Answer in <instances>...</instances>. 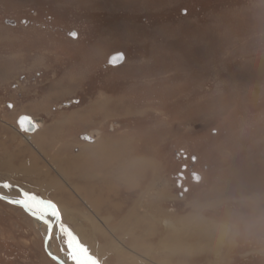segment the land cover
Here are the masks:
<instances>
[{"label": "rangeland", "instance_id": "rangeland-1", "mask_svg": "<svg viewBox=\"0 0 264 264\" xmlns=\"http://www.w3.org/2000/svg\"><path fill=\"white\" fill-rule=\"evenodd\" d=\"M33 10L41 18L51 16L56 28L70 30L67 40L58 33L50 46L37 25L22 23V18L38 19ZM73 30L79 31L77 37ZM65 46L67 65L52 69L51 63L65 56ZM119 49L127 51V58L113 67L108 57ZM39 70L49 71L44 75L51 77L50 84L22 103L14 83L21 74L29 78ZM0 76V82L7 81L0 85V110L8 108L7 101L14 102L21 110L42 115L41 122L52 126L51 131L67 123L71 112L83 116L84 122L71 127L74 132L93 131L100 138L119 140L121 164L126 150L129 159L145 158L144 169L133 166L125 172L136 176L137 184L144 175L152 188L145 197L152 199L148 203L153 210L209 230L219 226L224 233L217 238L215 232L187 225L193 229L190 237L187 233L177 240L178 250L171 241L161 244V260L264 264V0H0ZM141 86L146 95L138 98L136 88ZM114 93H119V102ZM125 115V129H112L111 121ZM80 135L74 140L83 141ZM182 150L199 156L200 170L210 165L207 180L184 197L170 183V173L181 170L185 161L177 154ZM30 179L0 185V191L29 199L42 215L55 219L51 245L67 264H76L74 252L77 264H104L96 250L110 240L95 237L86 227L85 237L78 222L63 217L59 197L39 195L48 192L47 182L39 191L32 189ZM160 188L162 197L156 199ZM124 191L117 197L120 203L106 200L112 207L124 205L112 221L140 194L138 189L129 195ZM62 197L70 204L67 194ZM79 199V207L90 204ZM47 201L55 202L59 217L50 214ZM47 224L0 198V264H58L45 250ZM203 233L208 237H200ZM120 240L127 248L129 242ZM196 242L198 249L189 252V243Z\"/></svg>", "mask_w": 264, "mask_h": 264}, {"label": "crops", "instance_id": "crops-1", "mask_svg": "<svg viewBox=\"0 0 264 264\" xmlns=\"http://www.w3.org/2000/svg\"><path fill=\"white\" fill-rule=\"evenodd\" d=\"M0 77L3 78L2 76ZM1 83L6 84L7 81L0 82V85H2ZM0 111H1L0 112V185L4 186L5 184H7L10 186V184L14 185L19 182H24V180L27 181L26 179L29 176V178L31 179L28 181H30L31 183L30 186L32 187V189L37 188L39 191H41L42 189L46 188V185H44L43 182H47L48 192L47 193L44 192L39 195H47L53 198L59 197L63 199L62 195L67 194V198H70L69 201L70 204H67V206L71 207L75 205L77 207V209L73 207L70 208V210H73L74 213L72 214L74 215L72 216V218L74 217L73 219H76L78 222L81 221L83 225L85 224V222L82 221V217L79 216V213L84 214L83 210L85 206L79 207L78 205L80 204V199L77 200L76 197H78L79 195L81 197H84L86 200H88L86 197H91L88 196V194L92 195V197L95 198L100 196L99 201L102 205L101 211L102 212L106 211L105 214L107 216V221L109 222L110 231L112 232L111 234L109 233L111 238L107 237L106 234H105L106 236L103 234L105 240L107 239L110 240L116 237L117 235L121 236L123 234L124 227L122 225V221L126 220V216L124 215V213L120 219L119 217L117 218L118 221L116 220L112 221V218L118 215V212H120L119 211L120 208H122L124 205L122 204L116 206V204L111 203L113 205L112 207L109 204L110 202L108 203V205L105 204L106 200L108 201V199H113V201L115 199L116 202L120 203L118 201V198L121 193L120 191L121 190L123 191V189L125 190L124 192H128V195L131 194L134 190L138 189V191L140 192L138 196H142V199L139 200L140 203H138L136 208H134V211L137 214L136 218L134 219V223H135L134 238L140 239L143 244H144V239L149 235L151 239H153V236L160 239V231L156 225H160L161 233L166 227L172 230L175 229L177 226H183L180 230H178L181 235L175 238V240L172 242L174 247H177V240H179V238L182 237V235L187 233H189L188 235H190V233L193 232L192 231L193 229H191L190 231L188 227L190 228L192 227L195 230L199 231L198 229L199 226L198 225L195 226V224L193 223L191 224L190 221L183 223L182 220H179V218L176 217L171 218V216L166 218L162 214H156L155 210H153V208L149 205V203H147L148 197H145L151 192L152 188L146 182L147 180L145 177H143L144 175L142 176L140 175L141 181L138 183L137 187L135 188L132 187V185L127 186L126 184L119 183V182H123L124 180L126 181L129 179L134 180V177L132 178L128 174H125L123 170H120L119 147L121 146V143L117 144L114 139H108L106 140V142H104L105 141L103 140L104 137L101 136L102 139L101 140L97 132H93V131H88V132L90 133L92 132V134H95L97 139L95 138V140L91 142H87L86 140L83 141L74 140L76 139V136H79L81 134V132H86L83 130L82 131L76 130V132H74V129L71 128L76 126L77 122H84L83 116H80L77 113L70 111L71 113L67 115V123H65L62 126L60 124H57L56 126H54L53 131H51L53 127L49 125L46 126V123L43 121L41 122L39 128H37L33 133H29L31 142H27V140H25L24 138V132H22L19 129V126L17 124V120L19 116L22 114H29L37 118L38 120L42 119L40 117L43 116L35 112L33 113L31 111H24L21 109H9L5 107ZM105 117H109V115H106ZM100 125H101L100 127H102L104 124L101 123ZM66 131H67V138L63 139L62 135L65 136ZM78 133L80 134L78 135ZM107 150L110 153L111 151L116 152L115 159L113 157L104 158V153ZM125 154L127 156L125 161H128L130 157L128 155L130 154H127V150ZM140 158L141 157L133 158L131 156L130 159L132 160V164H131L132 167L133 166L140 167L139 165L140 161L139 162L135 161V159L140 160ZM144 162H145V158L143 164ZM88 165H90L91 167ZM92 165H94L95 167L94 166L92 167ZM58 166H59V170H58ZM144 166L145 165H143V169ZM60 170L63 171L61 172ZM62 177H64V179H62ZM19 178H23V181L19 180ZM64 180L65 181L67 180V184H69V182L71 181L70 183L73 184V186L78 189L77 190L78 192L69 190L68 186L67 188H65L66 182ZM85 182L87 183L88 186L86 185ZM92 184L93 186H91ZM91 187H93L94 189ZM83 190L85 193L83 192ZM159 190H161V188ZM155 196L159 197L160 192L158 191ZM90 199L92 200L93 198ZM135 199L132 201V204H129V206L130 205L132 206L136 202L137 199L136 200ZM57 203L59 204L60 202L57 201ZM154 204L155 202H152V205ZM105 206L106 209L104 208ZM151 208L154 212H151ZM107 211L112 213V217L108 216L110 214L107 213ZM155 214L159 217V219L155 221L156 225L155 224L149 225L146 221V215L152 217L151 219L153 218L155 219ZM102 217H104V219L106 220V217L104 215H102ZM183 224H185V226ZM187 225L190 226L186 227ZM88 226L89 225H86V227L89 229V227L91 226L89 227ZM201 227L204 228L203 226ZM204 230L208 231L209 229L207 227V229ZM94 233L96 237L100 235V233L96 234V231H94ZM162 238L164 243L166 241H171L170 234H167ZM160 240H155L156 242L153 241L155 244L157 243L156 244L157 246H155L153 250H155L156 253L159 255H165L162 248L160 247L162 244ZM192 244L193 243H189V246L187 248L189 252H192L189 250ZM195 245L198 247L197 242L195 243ZM176 249L178 250V247ZM186 258H191V254L188 255ZM170 260L173 259L170 258ZM166 262L168 264H174L169 262V258L166 259Z\"/></svg>", "mask_w": 264, "mask_h": 264}, {"label": "bare ground", "instance_id": "bare-ground-1", "mask_svg": "<svg viewBox=\"0 0 264 264\" xmlns=\"http://www.w3.org/2000/svg\"><path fill=\"white\" fill-rule=\"evenodd\" d=\"M21 114V113H20ZM29 133H33V132H29ZM28 132H26V134L24 133V138H25V140H27V142H31V139H30V134H29ZM101 139V138H100ZM93 140H94V138H93ZM93 140H91V141H93ZM102 140V139H101ZM104 142H106V140H108V139H105L104 138ZM86 141H90V140H86ZM116 141V143L118 144V143H120L119 142V140H115ZM95 142H97V141H95ZM28 144V143H27ZM29 145V144H28ZM122 145V144H121ZM31 146V145H30ZM106 149V148H105ZM120 150V149H119ZM105 152V151H104ZM63 153V152H62ZM115 156H116V152L115 151H111V153L107 150L105 153H104V158H114L115 159ZM52 160V159H51ZM113 160V159H112ZM137 162H139V165H140V168H142L143 169V161H144V157H141L140 158V160L139 159H137L136 160ZM90 163V162H89ZM104 164V163H103ZM123 164V167L121 168L120 167V169H122L123 170V172L125 173V174H128L129 176H131L130 175V172H125V171H129L130 170V168L132 167V161H131V159H128V161H125L124 160V162L122 163ZM121 163H120V165H122ZM135 164V163H134ZM136 165V164H135ZM76 166V165H75ZM87 166V165H86ZM88 166H90V165H88ZM94 165H92V167H93ZM105 166H107V165H105ZM91 167V166H90ZM95 167V166H94ZM100 168V167H99ZM104 168V167H103ZM58 170H59V166H58ZM93 170H94V168H93ZM141 170V169H140ZM47 171V170H46ZM61 171V170H60ZM59 171V172H60ZM63 171V170H62ZM61 171V172H62ZM60 172V173H61ZM96 172V171H95ZM89 174V173H88ZM61 176V175H60ZM97 176V175H96ZM83 177V176H82ZM86 177V176H85ZM93 177V176H92ZM121 177H124V176H121ZM132 178L134 177V180L133 179H129V180H124V178H123V182H119V183H123V184H126L127 186L129 185H132V187H137V181H136V176H131ZM63 178V177H62ZM99 178V177H98ZM126 178H127V176H126ZM125 178V179H126ZM108 181V180H107ZM106 181V182H107ZM122 181V180H121ZM71 182V181H70ZM69 182V184H67V182H66V187L65 188H67V186H68V189L69 190H71V191H75V192H78L77 190V188H75L74 186H73V184H71ZM73 182V181H72ZM101 182V181H100ZM105 182V183H106ZM59 183V182H58ZM74 183V182H73ZM86 183V182H85ZM89 183V182H88ZM90 183H93V182H90ZM55 184V183H54ZM76 185V184H75ZM86 185H87V183H86ZM103 185V184H102ZM105 185V184H104ZM115 185V184H114ZM65 186V185H64ZM77 186V185H76ZM88 186V185H87ZM91 186H93V184L91 185ZM110 186V185H109ZM78 187V186H77ZM80 187V186H79ZM111 187H112V185H111ZM114 187V186H113ZM91 188H93V187H91ZM109 188V187H108ZM107 188V189H108ZM94 189V188H93ZM104 189V188H103ZM110 189V188H109ZM82 190V189H81ZM85 190V189H84ZM84 190H83V192H84ZM163 190V189H162ZM1 193H3L2 192V190L0 191ZM67 192V191H66ZM94 192V191H93ZM159 192H160V194L162 195V193H163V191H161V190H159ZM85 193V192H84ZM142 193H143V191H142ZM3 194H5V195H7V196H10V195H8V194H6V193H3ZM71 194H73V193H71ZM93 194V193H92ZM96 194V193H95ZM142 195V194H141ZM88 196H91V197H86L87 199H88V202L90 201V204L89 203H87L86 202V199L84 198V197H81V196H79L78 195V197H76V199L78 200L79 199V197L82 199V200H84L87 204L85 205V208H84V214H82V216L83 217H85V219H86V222L89 224V226H91V227H89L91 230H94V231H96V234L99 232L101 235H107V237H110L111 238V236L109 235V233L111 234L112 232L110 231V226H109V222L107 221V216H106V214H104V216L106 217V220L104 219V217H102V215L100 216V214H102V213H104V212H102L101 210H102V205H101V203H100V201H99V198H100V196H98V197H92V195H90V194H88ZM152 197V196H151ZM161 197L162 196H156V199H161ZM13 198H15V199H19V197L18 198H16V197H13ZM74 198V197H73ZM90 198H93L92 200L90 199ZM54 199H56V197H54ZM137 199V201L131 206H129V208L126 210V211H124L125 213H124V215L126 216V220L125 221H122V225H123V227H124V231H123V234L121 235V237L119 238L118 236H116V237H114V238H112V239H110V241H108L105 245H102L101 243H100V245H101V247L99 248V249H97L96 251H98L99 253H101V258L103 259V261H104V264H114L115 262H117L116 264H168L167 262H166V260H161L160 259V257H159V254H157L156 253V251L155 250H153L154 248H155V246H157L152 240H151V237H150V235L149 236H147L145 239H144V244L142 243V241L140 240V239H138V238H134V226H135V223H134V219L136 218V212L134 211V208H136V206H137V204L138 203H140V201L139 200H141L142 199V196H138V198H136ZM150 199V198H149ZM150 200H152V199H150ZM149 200V201H150ZM57 201L58 202H60L59 204L61 205V207L63 208V211H64V215H63V217L64 218H68V219H70L73 223H77L78 221L76 220V219H73L72 218V216H74V215H72V214H74L73 213V210H70V206H67V205H65L64 204V202H63V199L62 198H59V199H57ZM76 201V200H75ZM148 201V199H147V203L149 202ZM66 202V201H65ZM33 207L30 209V211L32 212V213H34V214H36V215H39V217L40 216H42V213H41V211L40 210H37L38 208H36L33 204H32V202H29ZM115 203V202H114ZM152 205V204H151ZM89 206V207H88ZM50 209V208H49ZM41 210H43V209H41ZM125 210V209H124ZM75 211V210H74ZM155 212H156V214H161V212H157L156 210H155ZM70 214V215H68V214ZM76 213V212H75ZM51 214V213H50ZM155 214V219L153 218V219H151L152 217H150L149 215H146V221H147V223L149 224V225H156V220H158L159 219V217L157 216ZM49 215V214H48ZM162 215H164L166 218L167 217H170V216H167V215H165V214H162ZM43 218H39V219H37V218H35L36 219V221H37V223H42V222H44V223H46L47 224V220H49L48 218H46V217H44V216H42ZM49 217V216H48ZM62 217V218H63ZM67 220V219H66ZM69 220V221H70ZM70 221V222H71ZM79 224V231L80 230H84V232H82V234H84L85 235V237H87V235L89 234L88 233V230L87 229H84V227H86L85 225H83L80 221L78 222ZM184 226H185V224H183ZM157 226V228L159 229V231H160V239L159 238H157V237H154L153 236V238H155L156 240H160L161 242H162V244H165L164 243V241H163V238L162 237H164V236H166L167 234H170V239H171V242H173L174 240H175V238H177V237H179L181 234H180V232L178 231V230H180L183 226H177L175 229H169V228H164V230H163V232L161 233V228H160V225H156ZM49 227V223L47 224V228H46V230H45V235L48 233V228ZM87 228V227H86ZM218 228H220L219 226H214V228H212L211 227V229L209 230V232H211V233H213V232H215L214 234L215 235H217V236H215V237H217V238H222L223 237V232L221 231V230H217ZM222 228V227H221ZM198 229H201V226H199L198 227ZM203 229H207V227H204ZM78 231V230H77ZM178 231V232H177ZM56 232V228H55V225H54V227H53V230H52V232H51V235H50V238H49V241H48V248H49V250L51 251V252H53L54 253V249H53V244L51 245V241H52V237H53V234ZM133 232V233H132ZM88 233V234H87ZM105 235V236H106ZM98 236V235H97ZM201 236H206V237H208V234H201L200 235V237ZM96 237V236H95ZM187 237H190V235H187ZM192 237L194 238V236L192 235ZM192 237H191V239H192ZM120 239H126L128 242H129V245L127 246V248L125 247L126 245H127V243H126V245L124 246V245H122L120 242H117V241H121ZM84 240V239H83ZM109 240V239H108ZM127 241H125V242H127ZM194 241H196V240H194ZM123 242V241H122ZM178 242V241H177ZM89 242H88V240H87V244H88ZM90 244V243H89ZM88 244V245H89ZM98 244H99V242H98ZM205 245H210V243H208V244H205ZM130 246V247H129ZM215 248H216V246H215V244L213 245ZM95 247V246H94ZM129 247V248H128ZM103 248V249H102ZM104 248H105V250L106 251H109L107 254L108 255H110L111 257H112V259L111 260H107V259H105V256H106V254H105V256H104V254H103V252L105 251L104 250ZM95 249V248H94ZM198 249V247L195 245V244H192L191 246H190V251H195V250H197ZM92 250V249H91ZM93 251H95V250H92V252ZM164 252V251H163ZM98 255V254H97ZM114 256H116V258H114ZM63 257V259L64 260H66L65 258L66 257H64V256H62ZM208 258H210L209 256H208ZM114 261V262H113Z\"/></svg>", "mask_w": 264, "mask_h": 264}, {"label": "flooded vegetation", "instance_id": "flooded-vegetation-1", "mask_svg": "<svg viewBox=\"0 0 264 264\" xmlns=\"http://www.w3.org/2000/svg\"><path fill=\"white\" fill-rule=\"evenodd\" d=\"M32 16L33 17H38V19H28V18H22L21 22L26 24V25H37L38 30L40 31L39 34L43 35V36H47L46 38V43H48V45L50 44L51 46V42H55L56 41V37L58 36V33H61L62 36H64L66 39H63L64 41L67 40V32L69 33L70 30H67L66 28L61 27L60 29L56 28L55 25H53V18L51 16L45 17V18H41L38 11L37 10H33L32 11ZM40 18V19H39ZM48 21L49 24H47L46 22ZM42 22H44L43 24H41ZM50 29H49V27ZM41 27V29H40ZM46 32V34L44 33ZM75 32V37H77L79 35V31L73 30L71 32L74 33ZM50 39H49V38ZM66 43V42H65ZM49 46V47H50ZM63 52H65V56H63V58L57 62H52L51 66L52 69L56 70L57 67H62V66H66L67 65V46L64 47ZM124 52L125 54V60H126V56H127V51L126 50H115L112 53L115 52ZM111 53V54H112ZM109 58V57H108ZM122 64V63H120ZM118 64V65H120ZM118 65H112L113 67H117ZM42 71L39 70L35 76H31V77H27L24 74H21L20 79L14 83L15 88H16V92L15 94H18V96H21V102L22 103H26L25 101H28V96H30L32 94H38L42 91L43 87L47 86L50 84V78L51 77H47L45 75H47V72L49 73V71ZM45 74V75H44ZM44 75V76H43ZM54 76H56L54 74ZM20 89V90H19ZM138 94L136 95L138 98L146 95V89L145 87L141 88L137 87L136 88ZM116 95H118L117 97H115ZM114 100H117L119 102V93H114ZM71 103V102H70ZM6 106H8L9 109H21V107H19L18 105L15 107V103L14 102H10L7 101ZM128 116H119V118H117V120H112L111 122L113 123L112 125V129H117V132H119L118 130H124L125 128H123L122 124L126 121L125 118H127ZM178 156L183 158L185 161L182 164V169L176 171L175 173H170V176L172 178V181L170 182L175 189V192L177 195L179 196H187L189 193H192L195 191V189L197 188L196 185L198 183L204 182L207 180V174L206 172L209 171L210 169V165L206 164L203 170L199 169V156H196L192 153L189 152H185L184 150L182 151H178L177 152ZM199 178V181H195V177ZM197 174H199V176H197ZM204 177H206V179H204Z\"/></svg>", "mask_w": 264, "mask_h": 264}, {"label": "water", "instance_id": "water-1", "mask_svg": "<svg viewBox=\"0 0 264 264\" xmlns=\"http://www.w3.org/2000/svg\"><path fill=\"white\" fill-rule=\"evenodd\" d=\"M72 36L75 37V32L72 33ZM124 61H125V54H124V52H121V51L112 53L109 56V58H108V64H110V65H118L120 63H123ZM40 122H41V119L38 120L37 118H35V117H33L32 115H29V114H22V115L19 116V118L17 120V124L19 126V129L22 132H28V133L29 132H34L37 128H39V126L41 124ZM80 138L84 139V140H90L91 141V140H93V135L90 132H85V133H82L80 135ZM193 175H194L196 180H199V178L196 177L195 174H193ZM197 176H199V174H197ZM0 197H6V199H4V198H1V199H4V200L9 201V202L18 200V199H15V198L11 197V196H7V195H5V194H3L1 192H0ZM19 199L28 200V202L30 201L29 199L21 198V197H19ZM34 201L41 202V203L45 202V201H43L41 199H36ZM14 204H16V203H14ZM17 205L22 206L24 208V210L27 213H29L34 218L39 219L40 217L44 216V217L49 219L48 220L49 221L48 233L45 235V238H44L45 250L48 253V255L52 259H54L58 264H67L65 262V260L63 259V257L59 256L58 254H55V253L51 252L49 250V248H48V241H49L51 232H52L54 224H55V219L53 221V219H50L48 216H46L44 214L39 217V215H36V214L32 213L29 208H25L22 204H17Z\"/></svg>", "mask_w": 264, "mask_h": 264}, {"label": "snow or ice", "instance_id": "snow-or-ice-1", "mask_svg": "<svg viewBox=\"0 0 264 264\" xmlns=\"http://www.w3.org/2000/svg\"><path fill=\"white\" fill-rule=\"evenodd\" d=\"M5 187H8L9 185L5 184L4 185ZM26 197L30 196L29 193H25L24 194ZM0 198H4L6 199V197H0ZM32 199H35V197H32ZM12 203H16V204H22L25 208H29L31 209L33 206L28 202V200H24V199H18V200H15V201H11ZM48 204L49 207H51L53 209V211L51 212V215L52 216H56V217H59L60 216V212H59V209L58 207L55 205L54 202L52 201H47L46 202ZM43 218V217H41ZM62 227H64L63 225H61ZM66 231L68 232V234H71V230L70 229H66ZM69 247H72V244L69 242ZM80 248L84 249L85 251H87V248L85 245L83 244H80ZM72 258L76 261V264L77 262L79 261V257H78V254L77 253H73L72 254Z\"/></svg>", "mask_w": 264, "mask_h": 264}]
</instances>
